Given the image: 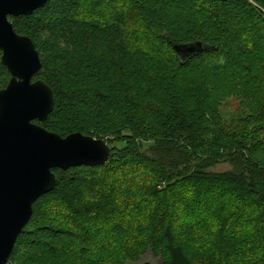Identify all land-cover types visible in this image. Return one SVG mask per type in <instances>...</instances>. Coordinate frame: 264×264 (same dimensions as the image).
Listing matches in <instances>:
<instances>
[{
  "label": "trees",
  "instance_id": "obj_1",
  "mask_svg": "<svg viewBox=\"0 0 264 264\" xmlns=\"http://www.w3.org/2000/svg\"><path fill=\"white\" fill-rule=\"evenodd\" d=\"M8 19L52 91L34 123L113 156L52 170L6 264L65 244L59 264H264V0H48ZM198 41L208 50L188 59L173 49ZM10 76L0 63V90ZM224 77L259 88L258 109L222 120L210 97Z\"/></svg>",
  "mask_w": 264,
  "mask_h": 264
},
{
  "label": "water",
  "instance_id": "obj_2",
  "mask_svg": "<svg viewBox=\"0 0 264 264\" xmlns=\"http://www.w3.org/2000/svg\"><path fill=\"white\" fill-rule=\"evenodd\" d=\"M47 1L0 0V63L11 75L0 90V264L8 263L34 202L55 188L53 169L102 166L113 156L103 139L80 133L61 137L34 123L51 114L53 95L45 82L33 81L39 53L8 18L30 16ZM208 48L200 41L173 46L182 60Z\"/></svg>",
  "mask_w": 264,
  "mask_h": 264
},
{
  "label": "rangeland",
  "instance_id": "obj_3",
  "mask_svg": "<svg viewBox=\"0 0 264 264\" xmlns=\"http://www.w3.org/2000/svg\"><path fill=\"white\" fill-rule=\"evenodd\" d=\"M61 48L69 49L67 46ZM73 51H75V49L70 52ZM215 68L221 71L225 70L223 68L226 67H224L222 63H219L215 65ZM35 80L39 79H35L33 77V81ZM241 84L242 80L240 78L232 81L228 78L226 79V77H224L223 80H218L217 82L211 84L215 93L211 95L210 101L215 104L216 109L220 112L221 119L225 120L227 123L236 121V118L239 115L238 111L251 112L253 109H258L257 105L263 99V95L259 88L253 87L251 91H248L244 90ZM229 170L231 171V166L227 163L220 164L214 168V171L216 172H225ZM62 214H64L63 211ZM109 238L110 237H108V241L107 239L105 240V244L110 241ZM60 248V252L56 255L51 254L49 251L40 247L23 249L16 258V261L11 264H59L63 258L62 256L65 254L72 259L73 253L71 254V245L65 244ZM138 264H160V261L157 259L154 260L149 256H145Z\"/></svg>",
  "mask_w": 264,
  "mask_h": 264
}]
</instances>
